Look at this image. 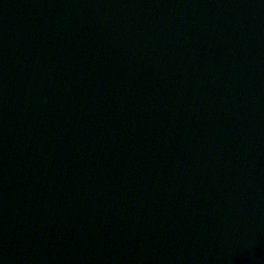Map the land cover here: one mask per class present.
Listing matches in <instances>:
<instances>
[{"label":"water","instance_id":"water-1","mask_svg":"<svg viewBox=\"0 0 264 264\" xmlns=\"http://www.w3.org/2000/svg\"><path fill=\"white\" fill-rule=\"evenodd\" d=\"M0 264H264V0H0Z\"/></svg>","mask_w":264,"mask_h":264}]
</instances>
